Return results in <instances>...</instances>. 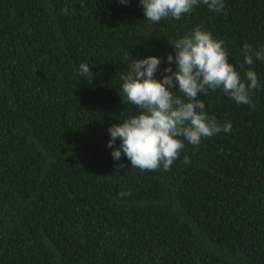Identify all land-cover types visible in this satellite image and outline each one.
I'll list each match as a JSON object with an SVG mask.
<instances>
[{
    "label": "trees",
    "instance_id": "obj_1",
    "mask_svg": "<svg viewBox=\"0 0 264 264\" xmlns=\"http://www.w3.org/2000/svg\"><path fill=\"white\" fill-rule=\"evenodd\" d=\"M0 264H264V0H0Z\"/></svg>",
    "mask_w": 264,
    "mask_h": 264
}]
</instances>
